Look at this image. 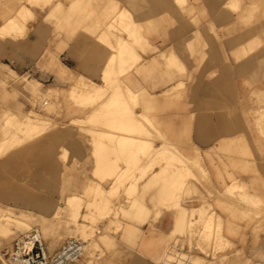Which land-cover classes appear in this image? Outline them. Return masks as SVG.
<instances>
[{
  "label": "crops",
  "instance_id": "crops-1",
  "mask_svg": "<svg viewBox=\"0 0 264 264\" xmlns=\"http://www.w3.org/2000/svg\"><path fill=\"white\" fill-rule=\"evenodd\" d=\"M117 1L122 3L119 11L125 7L134 15L133 24L143 30L141 47H135V51L142 58L141 63L145 61V67L140 70L134 67L125 76L130 79V92L137 93L145 102L131 106L135 121L123 126L131 128L143 124L147 127L149 133L145 138L150 142L145 147L147 153H141L144 148L139 140L141 135L117 133L114 141L104 143L109 141L106 135L98 133L96 139L86 131L93 128L92 124L85 122L77 127V134H65L66 138L60 143L70 156H75L68 162L69 167L58 166V150L53 155L48 171L51 179L48 189L57 191L52 193L56 199H59L60 190L75 191L67 194L71 197L75 193H83L93 183L101 184L105 189L116 188L117 176L129 174L130 178L124 179L119 188L121 191L128 188L137 190L136 196L147 211L141 208L140 218L124 219L134 226L131 231H109L108 235L119 243L109 253L123 254L114 259V264H160L156 263L154 256L165 252L171 233L177 226L178 210L169 205V191L178 188L175 182L185 174L184 171L174 174L166 167L165 161L159 163L161 152L162 156H170L165 146H175L182 154L178 155L179 158L201 159L215 188L220 186L223 189L222 177L230 185L231 175L246 183L258 178L257 189H264L263 158L258 155L252 159L231 153L235 142L249 140L250 137L249 123L244 116L249 102L244 100L251 92V81L257 73L254 63L260 57L244 53L251 42L245 37L249 26L245 21L237 20L239 12L230 7L231 0H185L187 11L178 0ZM35 9L41 15L47 13L41 7ZM263 21L264 18L259 17V24ZM33 25L34 30L29 33L33 43L26 39L13 41L0 37V64L10 65L19 75L30 73L45 86L50 85L56 90V87L67 89L70 86V79L64 78L59 69L61 63L75 74L101 85L107 71L110 77H114L121 67L115 65L114 70L109 69V63L117 52L105 43L92 42L87 35L63 34L58 37L53 32L55 23H47L42 17ZM124 40L128 41L127 37ZM112 43L117 46L118 39ZM166 55L180 61L185 69L170 67ZM262 72L256 76V85L261 89L264 87ZM180 82L185 84L180 86ZM106 106L105 101L90 105L65 104L62 115L47 111L40 104L34 108L50 119L72 126L77 119L86 121L97 114L106 115ZM2 109L0 99V115ZM26 109L29 110L30 106L17 110L24 114ZM142 115L148 116L155 128ZM113 120L115 118H111L109 112L106 118L108 127L99 126L97 130L112 131L109 127L116 125ZM46 136L52 144L54 135L49 133ZM73 137L77 139L76 145L71 144ZM253 138L262 140L255 129ZM124 141L127 142L122 144ZM128 141H135V144ZM190 170L197 173L195 167ZM190 181L187 180L186 188ZM194 184L199 192L194 193L193 202L199 207L203 203L201 193H206L207 197L209 193L203 182ZM223 202L232 205L233 199L228 197ZM217 209L227 219L228 213L219 206ZM54 216L53 212L45 215L50 220ZM84 223L90 232V220ZM238 223L243 225L245 222L238 220ZM71 230L72 226L61 232L67 236L65 240L70 237ZM252 237H249L247 247H253ZM260 237L257 247L264 249V232ZM51 239L45 238L49 250L54 252L58 248L53 249L55 243ZM236 260L233 256L224 264L244 262L243 259Z\"/></svg>",
  "mask_w": 264,
  "mask_h": 264
},
{
  "label": "rangeland",
  "instance_id": "rangeland-1",
  "mask_svg": "<svg viewBox=\"0 0 264 264\" xmlns=\"http://www.w3.org/2000/svg\"><path fill=\"white\" fill-rule=\"evenodd\" d=\"M178 1L187 11L186 1ZM121 4L117 0H0V37L13 41L26 39L28 43H33L29 33L34 30L33 24L42 17L47 23H55L53 32L58 37L63 34L87 35L92 42L109 45L117 52L109 63V69L114 70L115 65H121L114 77H110L107 71L103 85H93L91 79L75 74L61 63L59 69L64 78L70 79V86L54 90L30 73L19 75L10 65L0 64V99L3 105L0 115V253L11 246L16 236L33 226H39L45 238H52L55 243L53 249L59 248L67 237L61 232L72 226L69 235L87 241L83 257L77 264H114L117 256H123L109 253L119 243L108 234L110 230L131 231L134 226L124 219H137L142 215L137 190L128 188L121 191L119 188L130 178L129 174L117 176L116 188L105 189L101 184L93 183L83 193H75L71 197L67 194L75 191L60 190L59 199H56L52 193L57 191L48 189L51 181L48 171L53 155L58 150V166L69 167L68 162L75 156H70L60 143L66 138L65 134H77V127L85 122L92 124L93 128L86 131L93 137L96 138L98 133L106 135L109 141L104 139V143L114 141L117 133L139 134L142 136L139 140L144 145L141 153H147L145 147L150 144L145 138L149 133L147 127L143 124L141 127L123 126L135 121L131 106L145 102L139 98L140 95L130 92V79L125 74L134 67L143 69L145 61L141 63L142 58L135 51V47H141L143 30L133 24L134 15L125 7L119 11ZM229 5L239 12L237 20L245 21L249 26L245 37L251 42L244 53L259 55L260 60L254 64L258 75L263 71L264 80V21L259 24V17L264 18V0H231ZM36 7L47 10V13H36ZM125 37L128 41L124 40ZM115 39H118L117 46L112 43ZM166 57L170 67L185 69L173 56ZM257 73L251 81V92L244 100L249 102L244 116L249 123L250 137L249 140L235 142L231 153L252 159L259 155L264 161V87L261 89L256 85ZM184 84L179 83L180 86ZM100 101L107 103L106 115L97 114L86 121L77 119L74 128L61 120L50 119L34 108V105L40 104L47 111L62 115L65 104L90 105ZM27 106L30 109H26L24 114L22 110H17H24ZM109 112L116 125L109 127L112 131L99 132V126H107ZM142 118L155 128L148 116L142 115ZM254 129L262 140L253 138ZM49 133L54 135L52 144L45 137ZM72 139L71 144L76 145L77 139ZM130 143L135 144V141ZM164 148L170 156H162L161 152L159 163L165 161L166 167L174 174L181 171L185 174L175 182L178 188L169 191V205L178 210L177 226L171 233L165 252L154 256L156 263L224 264L235 256L236 261L243 259V264H264V249L257 247L260 234L264 232V189L256 187L260 179H251L246 183L230 175L232 181L229 185L221 176L223 189L220 186L215 188L201 159L179 158L178 155L182 154L175 146ZM60 150L63 152L60 153ZM194 167L196 174L190 170ZM188 179L191 181L186 188ZM196 181L203 182L209 193L208 197L206 193H201L203 203L199 207L193 202L194 193L199 192L195 188ZM228 197L233 199L232 205L223 202ZM217 206L228 213L227 219L223 218ZM142 209L147 211L146 206ZM52 212L55 215L53 220L45 217ZM87 220H90V232L84 223ZM105 220L108 221L104 226ZM238 220L245 223L242 225ZM79 227L85 235L78 231ZM238 235L241 237L237 238ZM250 236H253L250 240L253 247H247Z\"/></svg>",
  "mask_w": 264,
  "mask_h": 264
},
{
  "label": "built area",
  "instance_id": "built-area-1",
  "mask_svg": "<svg viewBox=\"0 0 264 264\" xmlns=\"http://www.w3.org/2000/svg\"><path fill=\"white\" fill-rule=\"evenodd\" d=\"M87 241L70 236L56 251L49 250L42 230L33 226L16 236L10 247L0 253L2 264H76L82 259Z\"/></svg>",
  "mask_w": 264,
  "mask_h": 264
},
{
  "label": "bare ground",
  "instance_id": "bare-ground-1",
  "mask_svg": "<svg viewBox=\"0 0 264 264\" xmlns=\"http://www.w3.org/2000/svg\"><path fill=\"white\" fill-rule=\"evenodd\" d=\"M94 83H96V82L92 81V83H91V84H93V85H94ZM74 127H76V126H75V125H72V126H71V128H74ZM78 231H79V232H81L82 234H84V235H85V233H84L83 229H81L80 227H79Z\"/></svg>",
  "mask_w": 264,
  "mask_h": 264
}]
</instances>
